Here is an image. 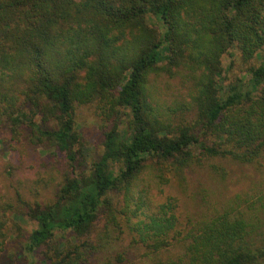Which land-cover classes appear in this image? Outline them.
Masks as SVG:
<instances>
[{
    "label": "trees",
    "instance_id": "16d2710c",
    "mask_svg": "<svg viewBox=\"0 0 264 264\" xmlns=\"http://www.w3.org/2000/svg\"><path fill=\"white\" fill-rule=\"evenodd\" d=\"M263 49L264 0H0V127L10 148L25 136L61 167L51 200L6 204L35 222L20 247L25 264L38 249L45 264H88L100 246V211L105 226L150 252L184 242L179 257L150 264H259L264 246L244 213L226 209L185 227L175 199H155L151 189L212 159H264V66L250 67L247 81L224 86L221 77L226 52L248 62ZM176 73L190 81L182 111L191 119L177 118L150 83ZM87 104L107 124L90 162L76 123ZM207 164L224 179L221 165ZM6 205L0 264H12L1 254L20 233L5 227ZM123 260L117 253L113 261Z\"/></svg>",
    "mask_w": 264,
    "mask_h": 264
},
{
    "label": "rangeland",
    "instance_id": "374dc122",
    "mask_svg": "<svg viewBox=\"0 0 264 264\" xmlns=\"http://www.w3.org/2000/svg\"><path fill=\"white\" fill-rule=\"evenodd\" d=\"M147 21L150 26L161 29L154 19ZM261 65L264 66V49L248 62L241 61L238 51L229 50L221 57L222 84L226 86L238 80L247 81L250 78L249 68ZM150 83L157 97L166 100L169 106L177 109V118L191 119V113L182 111L190 100L189 79L181 73H176L173 76H152ZM76 123L85 137L87 143L85 155L90 162L102 152L103 129L100 127L107 124L101 123L94 112V105L91 104L81 105L76 109ZM0 134L4 137V146L0 144V204H12L19 210L23 208L18 206L21 199L39 202L51 200L56 191L55 185L61 178L60 162L55 161L47 150L26 144L28 142L25 136L22 137L23 142L12 143L18 147L17 149L10 148L11 141L6 126L0 127ZM209 162L221 165L225 169L223 180H219L211 171L207 164ZM209 162L192 165L185 170L181 179L169 176L164 185L156 186L152 182L151 190L155 199L162 201L166 197H173L177 204L176 213L185 223V227H190L192 223L215 213L236 208L233 213L240 211L253 222L255 243L264 246V159L257 164H240L230 159H212ZM165 175L170 174L165 172ZM239 200L242 201L240 205H235ZM249 204L252 205L250 208ZM10 211L11 208L6 205L5 227L10 229L17 224L20 233L15 234L13 231L1 255L10 258L12 264H25L27 259L21 254L20 247L35 227V222L27 216L15 215ZM101 213L100 211L93 237L95 242L100 241V246L92 251L88 264H104L107 259L116 264L113 260L117 253L123 254L122 264H150L157 258H177L183 252L184 242L181 239L166 250L155 253L133 244L126 233L120 235L115 227L105 226V216ZM28 261L32 264H45L39 249L28 258ZM259 264H264V258Z\"/></svg>",
    "mask_w": 264,
    "mask_h": 264
}]
</instances>
